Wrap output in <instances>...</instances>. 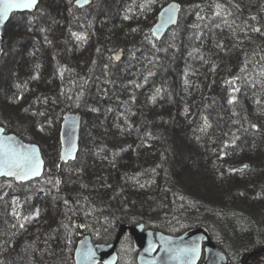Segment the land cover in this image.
Listing matches in <instances>:
<instances>
[{
  "label": "trees",
  "instance_id": "obj_1",
  "mask_svg": "<svg viewBox=\"0 0 264 264\" xmlns=\"http://www.w3.org/2000/svg\"><path fill=\"white\" fill-rule=\"evenodd\" d=\"M171 1L180 20L158 40ZM75 2L40 0L7 30L0 120L41 146L46 169L0 180V264H74L83 235L111 242L123 222L204 225L244 263L264 247V0ZM70 111L81 147L60 166Z\"/></svg>",
  "mask_w": 264,
  "mask_h": 264
},
{
  "label": "water",
  "instance_id": "obj_2",
  "mask_svg": "<svg viewBox=\"0 0 264 264\" xmlns=\"http://www.w3.org/2000/svg\"><path fill=\"white\" fill-rule=\"evenodd\" d=\"M93 0H76V6L83 9ZM40 0L32 9H13L7 13L6 18L0 20V53L4 47L9 24L15 15L34 11ZM3 6L0 5V12ZM180 20V5L171 1L159 12L157 21L152 27V34L158 40L178 24ZM82 114L80 112H67L64 116L60 131L61 151L60 166L77 159L81 147ZM25 148L35 149V157L39 159V174H30L21 179L18 174L21 170L12 167V175L7 174L9 168L0 167V180L12 179L17 183H27L39 179L46 169V160L41 146L35 142L24 140L14 132H7L0 120V160L7 158L15 160L17 153ZM131 234L135 249L138 251V264H232L227 254L215 243L208 227L202 225L186 230L179 235H172L160 230L146 228L144 223L131 225L123 222L119 224L117 235L111 242H95L90 234L83 235L78 241L74 264H118L120 255L118 251L122 238ZM195 249V255H193ZM264 252H253L244 263L250 264L251 257Z\"/></svg>",
  "mask_w": 264,
  "mask_h": 264
},
{
  "label": "snow or ice",
  "instance_id": "obj_3",
  "mask_svg": "<svg viewBox=\"0 0 264 264\" xmlns=\"http://www.w3.org/2000/svg\"><path fill=\"white\" fill-rule=\"evenodd\" d=\"M37 4V0H0V5L3 6V11L0 12V20L6 18L7 13L13 9H32ZM259 31V29H256ZM230 103L232 101H229ZM41 162L37 157H35V149L25 148L24 151L17 153V158L15 160H0V167L9 168L7 174H15L11 172L12 167H17L21 170V179L26 178L30 174H39ZM3 174V173H0ZM67 203V202H66ZM23 227V225H21ZM195 249H193V255H195Z\"/></svg>",
  "mask_w": 264,
  "mask_h": 264
},
{
  "label": "rangeland",
  "instance_id": "obj_4",
  "mask_svg": "<svg viewBox=\"0 0 264 264\" xmlns=\"http://www.w3.org/2000/svg\"><path fill=\"white\" fill-rule=\"evenodd\" d=\"M22 16H23V14H18L17 15L18 19L22 18ZM13 51H14V48L12 46V43L10 42V40L8 39L7 34H6V38H5V41H4V47H3V50L0 53V71L3 70V72H4L5 66L9 65V62H10L11 58L13 57ZM2 76H3V73H2ZM180 162L178 164H180L179 166L181 167V163ZM195 168H197V167L195 166ZM195 168L192 171L193 173L195 172ZM203 169H204V167H203ZM206 170L204 171V173H205V175H208ZM191 177H193V176L192 175L188 176V179H191ZM194 182L196 183L197 180L192 182V184H193L192 187L193 188L195 187V183ZM200 182H197L198 186L201 187L202 185H204L203 186L204 188L208 187V184H210V177L204 176L201 179ZM119 250H120V262H119V264H134V262H135L134 261V251L135 250H134L133 243H132V241L130 240L129 237H125L123 239L122 243L120 244ZM251 264H264V258L260 257V258H258L256 260H252Z\"/></svg>",
  "mask_w": 264,
  "mask_h": 264
},
{
  "label": "flooded vegetation",
  "instance_id": "obj_5",
  "mask_svg": "<svg viewBox=\"0 0 264 264\" xmlns=\"http://www.w3.org/2000/svg\"><path fill=\"white\" fill-rule=\"evenodd\" d=\"M125 237H129L130 238V240L132 241V243H133V239H132V236H131V234H127V235H125L123 238H122V240L125 238ZM121 240V241H122ZM122 242H120V244H121ZM120 244H119V247H118V251H119V255H120V250H119V248H120ZM133 246H134V244H133ZM134 250L136 251V254L138 255V251L135 249V247H134ZM137 255H136V262H137ZM119 262H120V260H119ZM119 264V263H118ZM138 264V263H137Z\"/></svg>",
  "mask_w": 264,
  "mask_h": 264
}]
</instances>
